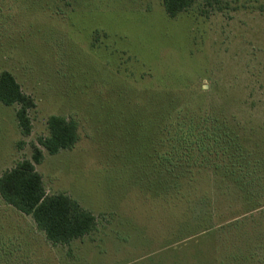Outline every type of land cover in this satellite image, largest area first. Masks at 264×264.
<instances>
[{"label": "rangeland", "instance_id": "1", "mask_svg": "<svg viewBox=\"0 0 264 264\" xmlns=\"http://www.w3.org/2000/svg\"><path fill=\"white\" fill-rule=\"evenodd\" d=\"M2 71L36 108L25 137L17 106L0 102V176L37 144L47 195L73 198L97 228L53 246L0 198V264L264 259V210L250 212L239 190L251 170L264 193V0H197L176 18L163 0H0ZM197 114L227 124L247 159L219 167L198 152L207 139L184 156L173 129ZM52 115L77 121L79 135L55 155L37 143Z\"/></svg>", "mask_w": 264, "mask_h": 264}, {"label": "trees", "instance_id": "2", "mask_svg": "<svg viewBox=\"0 0 264 264\" xmlns=\"http://www.w3.org/2000/svg\"><path fill=\"white\" fill-rule=\"evenodd\" d=\"M196 1L163 0V6L170 18H176L189 10ZM0 102L5 106H17L16 119L21 134L25 137L30 136L33 132L30 111L36 108V103L31 96L23 93L20 84L8 71L0 73ZM172 106L174 104H170L168 107L171 108ZM166 109L162 113V119L167 116L168 110L166 111ZM194 116L195 118L187 119L189 121L186 131L183 130L186 123L182 120L177 122L178 126L181 127L177 131L173 129V141L177 142L179 147L187 146L184 156L187 158L189 156L190 160L194 159L196 154L193 152L194 149H191L192 145H199L200 142L198 141L203 142L204 139H207L209 143H203L198 152L202 153L206 160L211 157L216 162L215 165L221 167V162L225 164L224 160L229 163H237L239 158L247 159L245 153L241 151V147L238 146V137L234 136L233 130L227 124L223 122L216 124V121L209 119L210 117L206 118L205 115H203L204 117H201L200 114ZM174 123L175 121L168 125L166 130L168 127L172 129ZM47 128L49 135L38 138L37 143L51 155L58 154L62 150H71L79 141L78 123L73 119L68 120L64 116L52 115L47 120ZM199 128H202V131H199ZM189 140H191L190 143H188ZM22 146L24 143L21 141L19 148ZM32 149V160L23 159L15 167L4 171L0 176L1 200L21 214L32 217L37 229L44 233L47 241L53 246H67L71 242L94 232L97 228V218L92 212L86 210L66 194L47 195L43 177L36 169V165L43 161V151L37 144H33ZM205 151H207L208 156L204 155ZM169 154V152L165 153L162 158L165 161H171L168 157ZM225 168H223V172L228 173L230 177L237 178V168L229 170H225ZM243 172L244 180L248 179V181H239V190L246 194V201L251 204L250 212L264 210V193H260L258 188L252 184L254 172L251 170L249 172L243 170ZM263 246L261 245V247ZM255 262L256 264H264V259ZM237 263L248 264L247 261H239L238 259Z\"/></svg>", "mask_w": 264, "mask_h": 264}, {"label": "crops", "instance_id": "3", "mask_svg": "<svg viewBox=\"0 0 264 264\" xmlns=\"http://www.w3.org/2000/svg\"><path fill=\"white\" fill-rule=\"evenodd\" d=\"M15 118H16V109H15ZM16 121H17V119H16ZM17 125H18V122H17ZM19 127V126H18ZM20 130V129H19ZM19 132H21V131H19ZM21 134V133H20Z\"/></svg>", "mask_w": 264, "mask_h": 264}]
</instances>
